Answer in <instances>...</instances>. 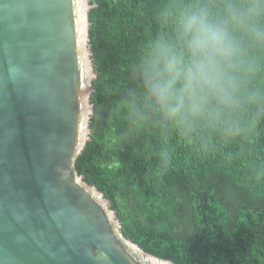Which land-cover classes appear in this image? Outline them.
<instances>
[{"label":"trees","instance_id":"1","mask_svg":"<svg viewBox=\"0 0 264 264\" xmlns=\"http://www.w3.org/2000/svg\"><path fill=\"white\" fill-rule=\"evenodd\" d=\"M173 0H90L91 139L75 168L123 235L175 264H264V112L185 130L143 108L141 56ZM259 81H254L258 83Z\"/></svg>","mask_w":264,"mask_h":264},{"label":"water","instance_id":"2","mask_svg":"<svg viewBox=\"0 0 264 264\" xmlns=\"http://www.w3.org/2000/svg\"><path fill=\"white\" fill-rule=\"evenodd\" d=\"M90 0H0V264H175L75 168L91 139Z\"/></svg>","mask_w":264,"mask_h":264},{"label":"clouds","instance_id":"3","mask_svg":"<svg viewBox=\"0 0 264 264\" xmlns=\"http://www.w3.org/2000/svg\"><path fill=\"white\" fill-rule=\"evenodd\" d=\"M141 56L143 108L185 130L264 112V0H173ZM254 81H259L254 83Z\"/></svg>","mask_w":264,"mask_h":264}]
</instances>
